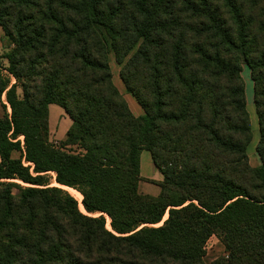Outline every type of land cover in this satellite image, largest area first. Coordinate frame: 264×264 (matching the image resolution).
<instances>
[{"label":"trees","instance_id":"trees-1","mask_svg":"<svg viewBox=\"0 0 264 264\" xmlns=\"http://www.w3.org/2000/svg\"><path fill=\"white\" fill-rule=\"evenodd\" d=\"M0 27L16 81L0 68V264H205L215 236L218 264H264V0H0ZM51 105L81 152L50 144Z\"/></svg>","mask_w":264,"mask_h":264},{"label":"rangeland","instance_id":"rangeland-1","mask_svg":"<svg viewBox=\"0 0 264 264\" xmlns=\"http://www.w3.org/2000/svg\"><path fill=\"white\" fill-rule=\"evenodd\" d=\"M14 49V45L12 42L4 35L1 27H0V68L3 71V74L10 78L11 82L14 84L16 81L15 79L11 78V76L7 72L8 68V61L6 60V56ZM110 66L113 72V81L125 100L128 102V105L132 111V113L136 117H142L144 116V112L141 109V107L138 105L136 100L133 98L132 95H130L126 88L124 87L121 79H120V70L121 67L116 63L115 57L113 53H110ZM242 77L245 82L246 86V97H247V110L252 126L253 131V140L248 148V157L250 161V165L252 168H258L261 166V159L256 151V147L258 145L259 139H260V133H259V124H258V118L256 114V108L254 105V83L251 79V72L250 69L245 65L243 67ZM19 95H22L21 89L18 90ZM2 102L7 105L5 96L2 98ZM8 106V105H7ZM1 112V108H0ZM10 108L8 107V113H10ZM50 120L53 122V133L51 136L50 133V144L54 146L55 148H61L64 151L73 152V153H79L81 152L80 148L78 146H63L64 141L67 137H65L64 140L59 139L60 133L67 128V125L69 124L72 126V121L70 118L66 115L65 111L60 108L57 105H51L50 106ZM22 142V146L24 147V138L21 137L19 139ZM14 159H20L21 154L18 152H15L13 154ZM25 166H33L32 164L29 165L26 162ZM49 176L51 177V186L55 187L57 184L55 182V174L50 173ZM141 177L142 182L140 184V192L142 194H148L151 196H157L160 193V187L159 184L162 183L163 177L160 174V172L156 169V167L153 164V161L151 159V155L147 151H143L141 154ZM20 185L26 187V185L21 184ZM63 189V188H62ZM64 191L68 192L67 190L63 189ZM71 190V189H70ZM74 191V190H73ZM78 194V203H80L79 208L83 210L81 207V195L79 192L75 191ZM70 193V192H68ZM80 209V210H81ZM81 210V211H82ZM84 211V210H83ZM84 213V212H83ZM107 229H108V218L107 216ZM109 230V229H108ZM226 250L219 239V237L215 236L207 243L206 246V256L204 258L205 264H218L221 262L222 259L226 257ZM226 260V258H225Z\"/></svg>","mask_w":264,"mask_h":264},{"label":"crops","instance_id":"crops-1","mask_svg":"<svg viewBox=\"0 0 264 264\" xmlns=\"http://www.w3.org/2000/svg\"><path fill=\"white\" fill-rule=\"evenodd\" d=\"M70 125L68 124L67 125V128L66 129H64L60 134V138L59 139H61V140H64L65 139V137H66V134H67V132H68V130L70 129ZM50 133H51V136H52V133H53V122L50 120ZM152 159V158H151Z\"/></svg>","mask_w":264,"mask_h":264},{"label":"bare ground","instance_id":"bare-ground-1","mask_svg":"<svg viewBox=\"0 0 264 264\" xmlns=\"http://www.w3.org/2000/svg\"><path fill=\"white\" fill-rule=\"evenodd\" d=\"M56 186H58V187H60V188H63V189H65V190H67L68 192H70V194H71L75 199L78 200V194H77L75 191L70 190L69 188H66V187H63V186H59V185H56ZM81 207L83 208V206H81ZM83 210H84V208H83Z\"/></svg>","mask_w":264,"mask_h":264}]
</instances>
